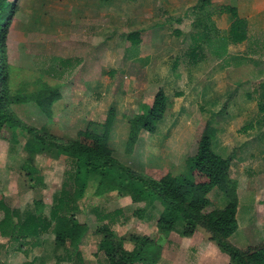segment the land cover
I'll return each instance as SVG.
<instances>
[{"label":"rangeland","instance_id":"1","mask_svg":"<svg viewBox=\"0 0 264 264\" xmlns=\"http://www.w3.org/2000/svg\"><path fill=\"white\" fill-rule=\"evenodd\" d=\"M9 1L17 2V6L11 23L10 19L5 23L8 29L2 41L7 48L0 58L5 54L8 60L10 91L16 93L18 90H40L51 86L59 88L62 95L60 100L55 101L51 117L46 116L36 103L13 104L18 118L36 129L47 124L55 134L69 139L77 137L78 131L85 129L90 120L95 122L94 129L100 128L110 109L114 108L115 117L109 138L113 155L137 174L155 179L168 172L179 174L186 170L185 164H181L185 151L176 156L177 162L168 152L170 144L167 142L172 137L174 124L163 129L159 122L156 132L143 131L137 148L128 154L129 119L141 111L142 103L152 104L160 87L166 91L169 103L166 115L178 114L187 107L186 103L184 106L179 103L181 95H176V91L181 92L178 90L182 88L175 90V75H164L166 72H179L178 65L184 60L194 33L209 35V43L200 42L205 55H213L219 61H222L221 57H224L223 61L230 59L226 52L230 43L225 50L220 44L222 38L227 42L231 17L219 11L227 4L239 6L240 16H253L249 19L251 33L246 42L234 44L232 52H254L255 67L247 70L242 77L240 74V80L232 87L230 84L222 87L229 91L225 100L222 99L223 94L216 91L207 95L197 91L196 98L212 109L207 120L215 118L218 131L222 125L232 131L225 132L226 137L217 144H253L252 147L264 144V114L258 110L259 101L264 99V36L259 34L263 27H259L260 21H257L261 15L264 17V0ZM126 3L130 13L119 16L118 12L124 13ZM115 11L117 15H114ZM140 26L144 30L143 41L139 46H132L122 34ZM178 31L181 35L177 34ZM107 39L116 41L117 46L110 49ZM176 48L178 53L181 51L180 54L175 53ZM176 57H179L178 61ZM176 63L174 70L172 68ZM218 101L221 106L214 112ZM194 105L202 113L207 111L202 103ZM179 106L183 109L177 111ZM17 137L19 143L4 137L0 139V197L13 208H31L48 215L54 196L60 192L67 178L65 171L72 168V162L64 155L58 158L37 155L35 165L38 173L34 174L35 177L40 176L43 183L36 184L23 169L28 156L23 148L26 134L18 130ZM241 149L235 146L230 153L239 157ZM247 150L243 147L241 152ZM241 168L234 164L232 170L233 178H239L242 208L240 228L233 236L237 247L257 243L264 237V222H258L261 206H258L257 200L258 187L264 190V173H252V166ZM113 183L97 175L90 177L84 197L77 201L76 216L80 222L88 224V230L77 246L71 242L65 246L58 245L54 228L29 243L0 234V264H111L105 250L100 247L101 236L96 233L104 223L97 220L96 207L103 213L121 210L111 226L118 238L129 233L153 237L162 249L157 264H210V259L208 261L204 254L210 255V252L220 248L208 240V232L199 229L188 237L175 231L167 235L160 232L157 219L163 211L161 203L134 202L129 194L112 189L110 185ZM209 196L218 207L228 202V198L217 190L211 191ZM260 199L263 204L264 191ZM36 200L41 203L35 204ZM3 216L4 212L0 210V221ZM125 247L132 249L133 244L125 242ZM75 249L81 250L82 260L75 259ZM220 262L224 264L223 260Z\"/></svg>","mask_w":264,"mask_h":264},{"label":"trees","instance_id":"2","mask_svg":"<svg viewBox=\"0 0 264 264\" xmlns=\"http://www.w3.org/2000/svg\"><path fill=\"white\" fill-rule=\"evenodd\" d=\"M16 6L17 2L0 0V54L7 48L6 43L2 41L8 29L5 23L8 19L11 23ZM220 11L230 14L233 19L227 42L222 38L220 47L223 44L225 50L228 42L237 44L246 41L249 24L247 19L239 15L238 8L227 4L221 6ZM141 34V29L131 31L127 33V38L132 44L139 45ZM177 34H180V31ZM201 41V38L196 39L195 45L188 53L193 63L204 60L206 56L202 51ZM0 63V139L4 137L13 143H19L17 131L21 130L26 134L27 140L23 148L28 156L23 169L36 184L43 183L41 177H35L34 174L38 173L35 165L37 155L45 154L52 158L64 155L72 162V168L65 171L67 178L63 181L60 192L54 196L48 215L31 208H13L0 197V210L4 212L0 221L2 236L29 243L54 228L58 245L65 246L71 242L77 246L88 230V224L80 222L76 216L77 201L84 197L90 177L97 175L102 180L115 182L110 187L117 189L119 193L129 194L134 202L147 201L154 204L159 201L163 206V211L157 219L160 232L167 235L175 231L183 237H188L199 229H204L210 234L208 240L229 255L230 264H264V238L246 248L237 247L229 239L238 229L237 184L230 179L234 153L224 156L214 150L213 139L219 127L215 118L199 123L188 149L185 171L179 174L168 172L160 179L146 177L124 166L113 155L109 138L115 117L114 108L110 109L100 128L94 129L95 122L90 120L85 129L78 131L75 138L66 139L59 136L47 124L36 129L20 120L12 105L33 102L46 116L51 117L55 101L62 98L60 89L47 86L40 90H18L13 93L9 87L10 69L5 54L0 58ZM140 107L141 111L129 119L126 145L128 154L134 151L142 132H156L158 122L166 116L169 103L164 89L157 91L152 104L142 103ZM258 107L260 112H264V100L259 101ZM215 188L228 198L223 207L216 206L209 196ZM40 203L39 200L35 201V204ZM94 211L97 220L104 222L97 228L96 233L101 236L100 247L105 250L111 264L159 262L162 249L150 235L129 233L118 238L111 226L116 221L117 214L121 212L120 209L103 213L96 207ZM125 242H131L133 248L126 249ZM74 255L76 260H82L81 250L75 249Z\"/></svg>","mask_w":264,"mask_h":264},{"label":"crops","instance_id":"3","mask_svg":"<svg viewBox=\"0 0 264 264\" xmlns=\"http://www.w3.org/2000/svg\"><path fill=\"white\" fill-rule=\"evenodd\" d=\"M207 3L209 4L210 2L208 1ZM234 6H236L238 8V10L240 9L239 6H237V5H234ZM126 12L128 14L130 13V10L128 8V3H126V8H125L124 13L118 12V14H119V16H122V15H126ZM219 12L221 14H226V15H229L231 17V15L228 13H223L221 11H219ZM114 15H117L116 11H115ZM252 17H253L252 15L249 18H247V16L243 17V18L248 20L249 29L251 26L249 19L251 20ZM142 19L143 18H141V21H142ZM232 20L233 19L231 17V22H232ZM257 21H260V22H258V26L263 27V28H260V30H259V34L263 37L264 36V17L261 15L260 19H257ZM111 27L114 29V27L112 25H111ZM140 29H142V33H143L144 30H143L142 26H140V28H137L136 30H140ZM133 31H135V30H133ZM250 33H251L250 30H248L247 40L250 37ZM122 35L128 40L127 33H124ZM180 35H181V31H180ZM191 36H192V43L189 44V46L187 48L188 50H186L184 53V56H185V57L183 56L184 60L181 61L180 65H178L179 72H173V71L171 73L166 72V74L164 75V76H168V77L169 76L173 77V75H175L176 86H177V87H175V90L182 88V90H178L181 92L176 91V93H179L181 95L179 103H180V105L183 104V106H184V103H186L187 107H184V109H183V107L179 106V108H178L179 110L177 109V111H180L183 109L182 112L180 111V112H178V114H174V115H170V114L166 115L162 120L159 121L162 124L163 129L167 125L174 124V129L172 131V137L167 142V144H170L168 152H169L170 157L174 158L175 161L177 162L176 156L181 155V153L183 151H185L184 160L182 159V163H181V164H185L184 167H186L188 149H189V147L193 141L197 125L200 123V121L202 119L207 120V118L211 115L210 110H212V109H208V107L206 106V104L204 103L203 100H198L196 98L197 91H202V93L204 92L205 95H207L208 93L213 94L214 91H216L218 93L223 94L222 99L225 100L227 93L229 91L227 88L223 89L222 87L224 85H227V84H230L229 86L232 87L234 84H236V82H238L240 80V78L244 75L245 72H247V70H251L255 67L253 65L254 61H255V60H253V59H255V56H254L255 53L252 52L254 55L249 53L248 51H242V53H237V52L234 53V52H232L234 47H235V45L233 43H230V45H228L229 47L227 46L228 50L226 49L227 56L228 57L230 56L231 57L230 59H224V61H223L224 57H221L220 60H222V61H219V60H216L213 55H206L204 58L205 60L199 61L197 63H193L190 61V57L188 56V53L191 50V48L195 45V40L201 38L202 41L208 42L209 41V39H208L209 35L207 33H205V34L204 33H202V34L201 33H199V34L194 33ZM107 40H108L107 45H109L110 49L112 46L113 47L117 46L116 41L109 40V39H107ZM142 41L143 40H142V34H141V43H142ZM246 41H244V42H246ZM244 42H242V43H244ZM242 43H237V44H242ZM131 44H132V42H131ZM139 45L132 44V46H139ZM203 46H205V45H203ZM218 49H219V47H218ZM235 49H237V48H235ZM177 50H178V48L175 49V53H178ZM180 52L178 54H180ZM216 52H218V51H216ZM213 53H215V52H213ZM205 54H206V52H205ZM186 56L188 57L187 59H186ZM218 57L220 58V56H218ZM178 58L179 57H176V60ZM224 63L228 64V65H225ZM176 65H177V63L174 64V67L172 69L176 70ZM240 74H241V77H240ZM160 88H163V87H160ZM165 93H166V91H165ZM262 100H264V99H262ZM197 103H200V104L202 103L203 106L206 107L207 111H205L204 113H202L200 110L198 111V109L194 105ZM220 106H221V104H219V101H218L215 104V109H213L214 112L217 111ZM260 113L264 114V112H260ZM232 114L234 115V113H232ZM158 127H159V125H157V130H158ZM246 127L247 126H245V128ZM228 131L232 132L230 128H226L224 125H222L220 127L219 131L216 133V136L213 139V148L215 151H217L218 153H220L222 155L228 156L231 154L230 153L232 151L231 149L235 148V146L241 147L242 149H243V147L248 148V150L244 151V152H241V150H242L241 149L239 152V154H240L239 157L233 156V159L231 161V166H230V179H232V181H234L237 184V195H238V200H239L238 211H237V220H238V229L237 230H239V228H240L239 218L241 217L240 212L242 211V208L240 206V197H239V188H238L239 178H233V176H232L233 165L238 164L239 166L242 167L241 170L244 167L252 166L254 168V170H252V173L254 172L255 174H258V175L261 174L262 175V173H264V171H263V169H264L263 168V166H264V144H256L253 147L251 146L253 144H222V142H221V144H217L218 141H223L224 137H226L225 132H228ZM140 139H141V136L136 143V146H135L136 148H137V144H138ZM134 151H135V148H134ZM262 179L264 181V174H263ZM215 190L220 191L217 188H215L212 191H215ZM258 190H259V192L257 194L258 206L259 207L261 206V208H259V210L260 209L262 210V211L260 210V212H261L260 218H259L260 220L258 222H260V224H261L262 222H264V214H263L264 208H262L264 203L262 204L263 201H261L260 195L262 194V192L264 190H262L259 187H258ZM237 232L238 231H236L229 238L232 243H233V236ZM260 240H258V241H260ZM243 241H245L244 238H243ZM258 241H256V242H258ZM233 244H235V243H233ZM249 244H251V243H245L244 245H241L238 247L239 248H246L247 246H249ZM200 253H203L202 249H200ZM200 256H202V255H200ZM204 256H206L205 258L208 261L210 259V261H209L210 264L211 263L212 264H223L220 262V260H223L224 264L230 263L229 255L227 253L222 252L220 249L215 250L212 253L210 252V255L204 254ZM165 257H166V255H165ZM162 259H164V258L162 257ZM162 262H165V260Z\"/></svg>","mask_w":264,"mask_h":264}]
</instances>
